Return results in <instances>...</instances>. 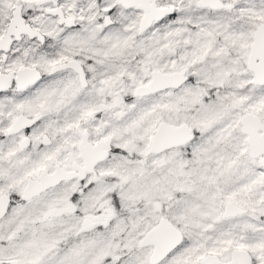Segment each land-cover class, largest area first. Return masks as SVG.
Here are the masks:
<instances>
[{
	"label": "snow or ice",
	"instance_id": "obj_1",
	"mask_svg": "<svg viewBox=\"0 0 264 264\" xmlns=\"http://www.w3.org/2000/svg\"><path fill=\"white\" fill-rule=\"evenodd\" d=\"M0 264H264V0H0Z\"/></svg>",
	"mask_w": 264,
	"mask_h": 264
}]
</instances>
